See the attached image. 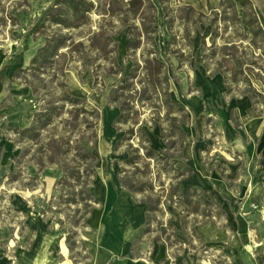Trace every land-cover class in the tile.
Instances as JSON below:
<instances>
[{
	"label": "rangeland",
	"instance_id": "374dc122",
	"mask_svg": "<svg viewBox=\"0 0 264 264\" xmlns=\"http://www.w3.org/2000/svg\"><path fill=\"white\" fill-rule=\"evenodd\" d=\"M59 1L0 0V142L11 140L13 143L8 149L2 147L3 161L10 160L11 172L2 181L0 191V264H21L28 253L36 264H89L88 245L92 243L94 230L90 229L88 219L95 208L108 207L112 212L116 197L125 192L123 188L127 190L121 180L139 188L133 194L136 202L162 196L158 212L153 215L160 223L176 217L174 207L166 204L171 176L160 171L162 162L158 164L143 158L136 159L137 167L125 164L129 152L147 146L137 132L143 124H146L142 128L151 147L167 155L172 163L177 162V168L183 172L193 168L199 176L205 177V169L208 173L219 171L229 184H236L235 179L227 176L229 166L241 169L245 165L242 141L246 146L258 147L256 155L259 166L262 165L259 176L264 174V125L256 140L251 142L248 137L253 119L264 122V106L253 107L250 99L242 95L247 90L243 84L231 94L227 93L226 86L219 92L216 86L205 88L210 77L205 71V40L210 48V39L215 37V45L221 48L226 39L239 41L242 38L238 39V34L248 33L247 28L238 34L233 27L225 31L222 22H218L216 29L212 26L217 16L211 10H219L221 1L216 9L210 6L208 11L202 12L191 0H147L146 3L154 4L156 9L157 54H149L154 48L142 31H137L141 28V18L133 20L132 14L127 12V0H113L115 15H109L105 0H93L96 8L87 24L73 29L52 25L47 20ZM253 1L264 28V0ZM188 7L196 14L184 16ZM125 16L129 27L121 22L126 21ZM144 19L150 21V15L147 13ZM131 26L138 29L130 33ZM57 35L66 38V48H61L59 58L38 69L33 76L28 74L32 90L23 84L25 77L18 79L16 74L29 68L47 40ZM96 35L99 36L95 39L97 47L93 48L91 43ZM132 35L140 40L139 49L129 50ZM80 44L83 46L79 47ZM244 46L247 50L242 49L241 53L251 66V69L246 67L248 76L264 95V62L259 58L260 52L251 49L248 43ZM206 55L221 56V51L207 49ZM155 57L166 64L170 78L167 85L159 83L156 88L148 84L143 70L145 60ZM124 86L128 87L122 90ZM168 92L172 100L186 110L187 118L178 109H171L169 113L177 119V124L186 122L185 142L190 133L192 141H188V145L196 157L195 167L191 166V159L183 155L185 142L183 150L177 153L169 147L172 139H168V145L162 139L161 129L168 128L169 124L166 116L169 110L164 103ZM68 95L84 100V106L64 101ZM116 96L122 98L120 102L129 112V123L117 127L120 111L113 101ZM82 108L98 112L100 119L84 115ZM51 109V121L39 130L36 143L16 144L13 131L33 126L37 114ZM88 122L95 127L89 129ZM131 129L136 131L135 135L126 134ZM85 147L92 148L97 164L85 163L79 157ZM140 151L143 157L144 151ZM86 164L94 167L96 178L90 190L100 203L89 215L91 204L81 195L86 179L79 178V184L62 187L61 192L56 189L64 176L63 167L69 174L80 172L83 176ZM109 193L112 199H108ZM73 198L78 200L77 205L68 202ZM107 200H110L109 206ZM220 202L231 214V220L239 214L247 216L245 214L255 211L256 220L262 219L264 223V200L259 206L251 204L246 209ZM221 225L231 244L236 236L233 223L230 226L223 220ZM152 228L162 230L155 222ZM63 244L67 245L68 252ZM226 244L224 250L197 249V264H231L229 260L228 263L219 261L222 256H228L226 249L230 245ZM137 247L135 243L133 249Z\"/></svg>",
	"mask_w": 264,
	"mask_h": 264
},
{
	"label": "trees",
	"instance_id": "16d2710c",
	"mask_svg": "<svg viewBox=\"0 0 264 264\" xmlns=\"http://www.w3.org/2000/svg\"><path fill=\"white\" fill-rule=\"evenodd\" d=\"M97 2H102L103 0H96ZM115 1V0H114ZM113 0H105L104 5L109 7V10L107 11L109 15H115V11L113 9L114 5ZM147 0H127V6L129 9L127 10L128 13L132 14L133 20L138 19L137 17L141 18V28H135V26H131L130 33L132 31H142V35L147 37L148 43H151V45L154 48V52H151L149 54H157V48L154 40V35L156 34V29L154 28V20H155V6L154 4L146 3ZM147 5V7H146ZM96 8V4L93 0H61L59 1L53 10L48 16L47 20L55 26H59L61 28L65 29H73V28H79L85 24H87L89 15L91 12L94 11ZM121 11V10H120ZM188 12H185L183 15L186 17H189L190 14H196L195 10L191 7L187 8ZM152 12V13H151ZM154 12V13H153ZM215 12V16L217 18L213 21L212 26L217 28L218 22H222L223 25H225V31L228 30V28H236L237 34L241 31H243L245 28H247V34L243 36L238 34L239 41H235V39H226L225 44L221 48L215 45V37H212L210 39L211 47L208 48L206 40H205V68L210 73V76L215 75H221L224 78V84L227 88V93L231 94L236 91V87H240V84H243L246 91L242 93V95L248 97L253 105V107H258V105L264 106V95L260 93L252 84L251 79L248 76L247 69H251L249 67V64L246 61L245 56L241 53V50H247V47L244 45L246 43L249 44L250 48L253 50H258L260 52L259 58H261L264 62V28L261 25V22L259 20L258 13L255 9L254 1L253 0H221L220 8L219 10L212 11ZM147 13L150 15V21H146L144 17L147 15ZM123 16L122 14H120ZM118 15V16H120ZM203 15V14H201ZM168 17V14H167ZM126 21H121L124 25L130 26L129 20L124 18ZM133 29V30H132ZM99 36L96 35L94 38V41L91 40V46L97 47L95 43V39H97ZM65 39L62 36H55L53 38H49L47 40V43L44 47H42L36 56L33 58L31 65L27 69H21L17 72L16 78L22 79L25 77V80L23 81V84L28 86L29 88L33 89V85L28 82V74L30 76H33L34 73L38 69H42L46 64H49L54 59L59 58L58 53L61 48H66ZM140 40L138 41L135 35L131 36V43L129 44L128 48L129 50H136L140 47ZM80 46H83V44H80ZM216 49L219 53L221 51V56H207L206 52L207 49ZM220 50V51H219ZM76 51V50H75ZM217 54V53H216ZM263 66V65H262ZM262 68V67H260ZM139 69V67H137ZM264 71V66H263ZM145 72L146 81L148 84H150L152 87L156 88L157 85L160 83V85H167L170 81L168 72H167V66L164 62L160 61L158 58H147L145 60V67L143 68ZM39 71V70H38ZM249 72H252V70H249ZM128 86H124L121 88L122 90ZM34 93V91H33ZM121 97L117 98V96L113 99V101L116 103L115 107L119 109L120 114L119 117L116 120L115 127L120 125H126L129 123L128 119V110L124 108V103L120 102ZM64 101H68L71 105H82L84 106V100L71 97L68 95L63 99ZM165 107L169 110L166 114L167 121H168V128L161 129L162 139L165 141L168 145L169 142L168 139H172L169 147L173 150H175L177 153H180L181 150H183V145L185 142V131H184V125H186V122H180L179 124L176 118L171 117V109H178L182 113L185 114L187 118L186 110L183 106H181L178 102L172 100L170 97L169 92L165 94ZM53 112V109L46 110L45 112H42L40 114H37L34 118L33 126L26 128V129H15L13 132L17 137V140L15 141L16 144H21L23 142H30V143H36L40 132L39 130L45 128L51 121V114ZM81 112L86 115L95 118V120H99L100 116L98 112H89L85 108L81 109ZM172 112V111H171ZM177 122V123H176ZM154 124H157V121L153 122ZM37 125V126H35ZM95 124L88 122L87 127L92 129ZM146 125V124H143ZM142 125V126H143ZM142 126H140L137 130L138 136L143 139V141L147 144L146 147L135 149L131 152H129V157L125 161V164L127 166H133L137 167L136 159H145V160H152L156 161L158 164L161 163V169L160 171L163 173H166L171 176V183L169 186V189L167 190L168 198L166 200V204L169 206L174 207V212L178 214L181 217L183 230L187 231L188 229L191 230V236L197 237V233L194 230V227L199 224H205V222L217 220L224 218L226 216L225 212L222 210L221 206L215 202L213 197L207 198L208 193L202 189L199 188H189L187 191H183L181 189V183L182 181L189 175L187 172H182L179 169L176 168V162L172 163L171 160L167 155L163 156L157 151H155L151 147L150 139L147 137V134L143 130ZM136 131L131 129L126 134L129 135H135ZM126 139V136L120 139L119 144L123 142ZM68 146V145H67ZM140 150L144 151L143 157L140 156ZM82 153L80 152L79 157L85 162H95L97 164L98 158L94 156L92 152L91 147H85L82 148ZM137 157V158H135ZM19 163V162H18ZM64 176L63 178L58 182L56 189L59 192L63 189H66L67 185H77L79 184L81 179H86L84 183L85 188L82 191L81 195H85L84 201L89 204H91L90 211L88 215L92 212V210L95 208L96 205L99 204V202L93 197L91 193V186L95 181L96 173L94 170V167L91 165L85 166V175H81L80 172L77 173H68V169L64 168ZM16 175H13L10 179V181H14ZM75 183V184H71ZM77 183V184H76ZM122 186H124L129 192L133 195L135 194L138 189L134 188L133 184L124 183L123 180H121ZM75 186H71L72 188H75ZM149 190H152L150 188ZM161 197H159L156 200L148 199L141 201V203L145 204L147 206V228L145 231L146 235H150L152 233H156L157 237L156 240L158 242L164 241L167 243L170 247L179 246L182 244L180 240L176 238V231L174 229V226L172 224L173 220L175 219V216L171 218L168 222L160 223L157 218H153L154 213L158 212V208L161 205ZM69 203H72L74 205L78 204V200L76 198H73L71 200H68ZM51 208H49L50 210ZM153 222L157 223L161 227V231L156 229L153 230ZM62 226L63 224L60 223ZM207 251V250H205ZM222 263H227L226 260L220 259L219 260Z\"/></svg>",
	"mask_w": 264,
	"mask_h": 264
},
{
	"label": "crops",
	"instance_id": "0c3cea01",
	"mask_svg": "<svg viewBox=\"0 0 264 264\" xmlns=\"http://www.w3.org/2000/svg\"><path fill=\"white\" fill-rule=\"evenodd\" d=\"M220 1L191 0L190 3L200 11L206 12L210 6L213 9L219 7ZM205 71L210 76L206 69ZM208 81L209 83L205 84V88L216 86V92L225 89L224 78L221 75L210 76ZM253 120L254 122L248 127L250 130L248 137L251 142L257 139L263 129L261 125H264V122L260 121L262 119ZM188 141L190 143L192 141L190 133H188L185 142L183 155L191 159V166L195 167L197 164L196 157L191 146L188 145ZM200 144L201 142H199ZM11 145H13L11 140L0 142V191L2 181L11 172L10 160L4 159L3 161L2 147L8 149ZM207 145L205 138V147ZM240 146L244 149L242 153H245V165L241 169L237 166H229L227 176L228 179H235L236 184H229L225 175L219 171L208 173L205 169V177L202 173L203 177H201L193 168H189V172H187L189 175L181 183L183 191H187L189 188H199L206 191L221 206L226 214L224 218L195 226L194 230L197 233L195 238L191 236V228L187 231L183 230L181 217L176 214L172 224L176 231V238L182 244L170 247L164 241L158 242L156 233L145 234L147 206L141 202H136L133 195L121 187L125 192L116 197L115 206L111 213L108 207L101 210L95 208L88 219L90 229L94 230L90 238L92 243L88 245L89 264H197L195 254L197 249L204 247L208 250H224L226 243L229 244L230 241L225 229L221 225L223 220L229 222L230 226L233 223L232 230L235 231L236 236L231 240L230 248L227 247L226 249L228 256L225 255L221 258L226 261L229 260L231 264H264V223H262V219L261 221L256 220L257 212L251 211L245 214L247 216L239 214L236 219L233 217L231 220V214L220 202L221 200L226 204L230 203L232 208L244 207L246 209L251 204L259 206L264 200V174L259 176V169L262 168V165L259 166L256 155L258 147L256 145L246 146L242 141ZM177 165L176 162V168ZM182 187H186V190ZM108 196V199H112L111 193ZM109 201L107 200L108 206ZM135 243L138 245L136 250L133 249ZM63 245L66 246L68 252L67 245ZM28 254L21 264H36L32 254Z\"/></svg>",
	"mask_w": 264,
	"mask_h": 264
},
{
	"label": "bare ground",
	"instance_id": "6f19581e",
	"mask_svg": "<svg viewBox=\"0 0 264 264\" xmlns=\"http://www.w3.org/2000/svg\"><path fill=\"white\" fill-rule=\"evenodd\" d=\"M263 25V24H262ZM42 237V236H41ZM45 238V237H44ZM49 238V237H48ZM40 239V238H39ZM42 239H43V237H42ZM46 239V238H45ZM40 241V240H39ZM40 246V245H39ZM39 249V248H38ZM40 250V249H39ZM29 255V254H28ZM34 258V257H33ZM53 259V258H52ZM51 260V259H50ZM33 262V261H32ZM54 263H55V261H54ZM58 263V262H57Z\"/></svg>",
	"mask_w": 264,
	"mask_h": 264
}]
</instances>
